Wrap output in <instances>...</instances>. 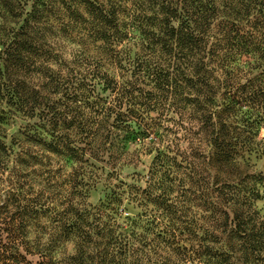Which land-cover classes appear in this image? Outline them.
<instances>
[{"label": "trees", "instance_id": "1", "mask_svg": "<svg viewBox=\"0 0 264 264\" xmlns=\"http://www.w3.org/2000/svg\"><path fill=\"white\" fill-rule=\"evenodd\" d=\"M133 31L147 41L149 58L157 50L171 58L179 114L188 106L197 111L210 162L236 176L176 185L171 169L161 171L155 158L145 185L131 188L185 218L193 203L200 214L190 211L185 229L199 242L202 264H264V218L256 208L264 173L243 172L237 160L258 152L264 123V0H0V264H134L128 258L135 232L120 222L119 193L111 190L98 206L86 201L98 183L91 161L108 153L118 173L132 164L121 139L139 115L137 94L103 62L126 71L139 55L122 49ZM57 34L84 37L102 55L90 74L112 95L109 101H91L81 85L70 96L65 82L59 96L78 107L72 112L27 87L26 76L48 79L67 62ZM17 115L37 122L8 135ZM29 172L39 180L26 179ZM54 180L59 199L39 187ZM178 229L156 236L167 239Z\"/></svg>", "mask_w": 264, "mask_h": 264}, {"label": "rangeland", "instance_id": "2", "mask_svg": "<svg viewBox=\"0 0 264 264\" xmlns=\"http://www.w3.org/2000/svg\"><path fill=\"white\" fill-rule=\"evenodd\" d=\"M72 38H75V35H72ZM130 38L129 42L122 45V49L125 54L132 56L130 58L138 52L139 55L135 60L138 64L130 59V63L125 65L126 71L122 72L111 64L103 63L108 73L120 83L128 82L137 94L139 115L129 123L124 131V140L121 139L125 142L132 164L124 166L118 173V169L114 168L116 165H113V158H110L108 153L101 156L98 161H91L93 167L89 170L93 172L91 176L98 183L89 190L86 201L93 206H98L106 196L111 194V190L119 193V202H116L115 206L123 210L120 222L135 232V235L131 237L134 251L128 258L130 262L134 264H202L199 242L185 229L188 225L186 222H189L187 215L190 211L200 214L198 209L192 207L193 203L187 202L189 209L187 208L184 212L186 218L181 217L177 213H168L146 202L143 196L131 187L145 185L147 173L155 158L154 166H159L161 163L159 167L161 171L166 167L171 169V176L176 178V185L187 186L191 181L212 182L224 178L233 179L236 173L219 171L214 163L210 162L212 147L209 144L205 126L196 119L197 111L188 106L184 110V115L179 114L175 100L171 98V58L158 50L149 58L147 54L150 49H145L147 41L142 39L144 44L141 45L142 40L134 31ZM55 40H58L56 46L64 54L67 62L60 68L62 70L58 72L59 74L48 72V79L46 77L42 79L37 75L26 76L27 87L37 88L40 95H48L51 99L60 100V104L68 106L70 111L79 109L71 103L70 99L59 96L65 82H69L70 91L67 94L70 96L74 95V90L75 93L78 92L76 89L78 85H81L86 88L91 101L98 103L101 100L109 101L112 95L104 91L97 81L95 83L90 74L93 70L94 58L100 59L102 55L98 54L84 37L80 41L78 39L64 40L60 34H57ZM48 81L52 88L51 94L46 91L50 88L46 84ZM83 111L85 114L88 113L86 108ZM17 116L6 126L8 135H17L19 128L37 122L36 118L29 121L20 115ZM255 142V148L258 150L256 154H244L243 160L237 159L243 172L264 173V123L259 128ZM68 168L66 166L67 170ZM25 175L30 181L39 180L33 179L32 172ZM39 187L49 193L50 198L59 199V194L62 195L55 180ZM34 189L37 190V186ZM175 195L177 193L174 191L172 196ZM70 198L74 196L71 195ZM256 208L264 218V198L256 202ZM125 217L128 219H124ZM175 227L179 229L174 235L166 234L167 239L156 236L157 232L163 228L170 230ZM27 259L32 262L38 260L36 256H28Z\"/></svg>", "mask_w": 264, "mask_h": 264}]
</instances>
